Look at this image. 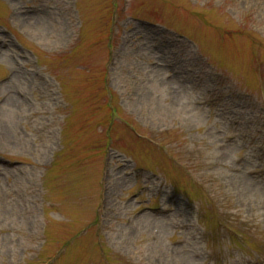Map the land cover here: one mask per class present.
<instances>
[{"label": "rangeland", "instance_id": "1", "mask_svg": "<svg viewBox=\"0 0 264 264\" xmlns=\"http://www.w3.org/2000/svg\"><path fill=\"white\" fill-rule=\"evenodd\" d=\"M254 262L264 0H0V264Z\"/></svg>", "mask_w": 264, "mask_h": 264}]
</instances>
